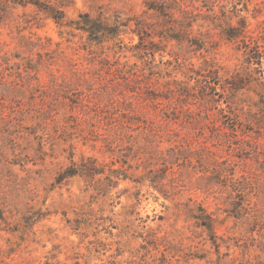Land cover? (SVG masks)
I'll use <instances>...</instances> for the list:
<instances>
[{
    "label": "rangeland",
    "instance_id": "rangeland-1",
    "mask_svg": "<svg viewBox=\"0 0 264 264\" xmlns=\"http://www.w3.org/2000/svg\"><path fill=\"white\" fill-rule=\"evenodd\" d=\"M146 2L165 4L175 19ZM226 3L72 0L68 22L81 12L101 14L110 24L130 19L117 39L101 43L33 6L4 4L0 264H264V117L255 122L248 116L251 102L233 103L240 125L232 131L230 120H207L197 97L167 88L173 79L196 84L185 67L199 70L204 58L228 75L245 71L242 51L222 33L239 20ZM247 6L240 16L250 28L264 27V0ZM135 19L147 24L144 45L152 40L159 48L151 63L133 56ZM196 40L203 44L199 50L190 46ZM175 57L185 73L176 70ZM140 67L144 75L123 77ZM261 69L264 75V57ZM129 108L154 131L126 127ZM90 159L106 174L119 168L128 177L58 181L73 162ZM201 207L216 219L219 248L192 217Z\"/></svg>",
    "mask_w": 264,
    "mask_h": 264
},
{
    "label": "trees",
    "instance_id": "trees-1",
    "mask_svg": "<svg viewBox=\"0 0 264 264\" xmlns=\"http://www.w3.org/2000/svg\"><path fill=\"white\" fill-rule=\"evenodd\" d=\"M226 2V5L231 3L233 7V16H239V20L236 24L227 23V26L223 29L222 33L227 40L236 44L237 50L242 51L244 61L247 65L245 67V71H237L228 75L222 73L223 68L220 67L216 61L204 58L202 66L199 70L193 67H185L189 68V71L192 73L189 75V79H194L196 84L190 85L189 83H183V81L173 79V86H168L167 88L170 93L179 95V97L189 95L197 97L199 101L203 102L202 105L205 109L204 117L207 120H211V122L215 123L217 119H220L223 125H225L224 119L230 120V124H228L229 126L227 127L232 131H238V127L240 125L238 119L239 113L232 108L233 103H245L246 101L251 102V104H248V116L252 117L255 122L263 121L264 75L261 65L262 58L264 57V27H257L256 29L250 28L247 17L240 16L239 11H248V0H226ZM9 3L24 7L33 6L39 12L44 13L46 17L53 19L54 22L60 26L70 25L72 29L86 33L88 35V39L96 43H101L105 40L117 39L120 32L125 31L122 26H127L130 21L129 18L124 19L123 21L125 22L116 19L114 24H110L107 21L108 18L101 14L92 16L89 12H81L78 14L77 19H73L68 22L65 20L66 8L72 4V0H3V2L0 1V9L3 10L4 4ZM146 3L148 9H152L155 12L164 15L165 19H175L172 15V11L169 10L165 4H156L153 2ZM239 4H243V8H238ZM257 15L258 14L253 15V17L255 18ZM134 21L135 27L132 31L139 36V41L131 48L134 51L133 56L144 62L151 63L152 60H154L155 52L159 48H157V45L153 43L152 40L149 41V43H152L151 47L144 45L145 39L150 36V33L145 27L147 24L144 25V23L139 19H135ZM191 25L192 24H189V26ZM260 25L261 24L258 26ZM167 35L169 36V39H174L176 41H181L183 39L180 34ZM193 44L196 50L203 47V44L197 40L194 41V43H190V46H193ZM116 46L119 49L118 51H123L122 49L125 47L118 44V42L114 43V47ZM175 58L177 62L176 70H183L184 66L181 65V62H179V57ZM149 69L151 70V68ZM182 73H185V71L183 70ZM141 74L144 75L142 67L132 72L130 70L127 72L124 71L123 77L128 80L129 76L126 75L140 76ZM151 74L154 75V72H151ZM151 98L154 100L157 99L156 96L152 95ZM222 102L226 104V107H221L220 104ZM251 106L255 107L256 111H253ZM243 108L244 106L242 105L240 110ZM186 109L187 108L184 110L186 111ZM133 111L129 108V113L125 112L126 115L122 123H125V126L129 128L135 124V129L142 127L150 132H153V124L148 119L144 118L143 115L135 112V110ZM190 115L191 112L188 114L187 118L191 117ZM181 122L185 124L188 121L187 119H181ZM217 128L224 129L226 127L218 125ZM261 128L264 129V125L259 126V129ZM258 132H260V130H258ZM88 162L89 163L81 162L80 164L73 162L60 172L58 181H62L75 175L85 176L90 178V180H95V177L98 175H104V178L110 182H113L114 178L128 177L119 168H111L108 174H106L104 167L96 163L95 160L90 159ZM236 190L240 191L242 189L237 188ZM192 213V217L197 221V223L208 231L212 244L219 248L215 239L214 225L216 219L213 214L207 212V210L203 207ZM212 236H214V238Z\"/></svg>",
    "mask_w": 264,
    "mask_h": 264
}]
</instances>
